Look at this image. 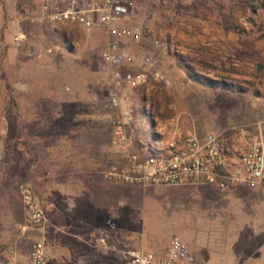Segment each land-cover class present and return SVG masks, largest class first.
<instances>
[{
  "label": "rangeland",
  "instance_id": "obj_1",
  "mask_svg": "<svg viewBox=\"0 0 264 264\" xmlns=\"http://www.w3.org/2000/svg\"><path fill=\"white\" fill-rule=\"evenodd\" d=\"M41 1L0 0V264L12 250L28 251L45 235L29 225L19 194L23 183L43 201L47 246L55 264H123L121 252H104L119 232L111 211L121 197L124 203L146 205L154 196L144 190L152 187H142L138 194L109 189L106 221L96 219L104 216L98 206L85 207L90 197L80 198L77 212L67 207L69 176H90L99 166L106 172L125 166L111 142L119 113L110 105L112 87L100 72L106 36L32 23L29 17L38 13ZM132 17L144 35L127 48L137 58L156 57L172 83L125 88L130 107L146 95L155 96L161 119H171L183 133L226 134L241 148L264 143V0H147ZM155 40L162 47H154ZM141 125L144 136H150L145 131L149 125ZM9 126L16 128L15 138L9 137ZM131 135L136 152L138 131ZM51 176L64 178L62 192L53 194L51 180L41 179ZM162 187L166 191L155 197L171 205L146 210L135 225L139 237L156 247L180 236L201 242L212 263L230 262L233 236L226 233L237 230L216 228L212 219L181 205L194 196ZM59 226L66 228L56 230ZM68 231L82 236L68 237Z\"/></svg>",
  "mask_w": 264,
  "mask_h": 264
},
{
  "label": "built area",
  "instance_id": "obj_2",
  "mask_svg": "<svg viewBox=\"0 0 264 264\" xmlns=\"http://www.w3.org/2000/svg\"><path fill=\"white\" fill-rule=\"evenodd\" d=\"M162 4L168 0H152ZM39 11L29 17L32 23H47L53 27H76L84 33L101 31L106 44L100 55V72L112 87L110 105L119 117L113 123L112 146L125 161L122 168L106 172L109 179L128 185L156 186H213L222 191L255 190L264 184V143L255 141L244 147L233 145L226 134L208 133L176 135L165 143L147 144L140 141V149L133 151L136 139L131 135L137 114L154 121L147 106L137 111L125 98V88L139 90L150 85V76L164 85L170 78L161 71L153 55L137 58L129 51L130 44L139 43L144 31L132 23V16L147 0H42ZM154 47L162 44L155 40ZM132 68L134 69H128ZM136 69V70H135ZM19 194L31 228L44 238L34 242L27 259L22 260L13 250L3 264H54L47 246L48 217L42 201L26 183L19 186ZM123 264H195L189 245L180 236L171 239L167 255L160 258L154 252L128 249Z\"/></svg>",
  "mask_w": 264,
  "mask_h": 264
},
{
  "label": "crops",
  "instance_id": "obj_3",
  "mask_svg": "<svg viewBox=\"0 0 264 264\" xmlns=\"http://www.w3.org/2000/svg\"><path fill=\"white\" fill-rule=\"evenodd\" d=\"M154 82L157 81L150 76V84ZM155 99V96L150 97L146 95V97L141 99L138 106L137 104H132V108L136 109L135 111L137 112L140 105L147 106L154 118V121L150 122V120L145 118L143 115H137V122L134 124L133 130L138 131V138L140 141H145L147 144L161 145L172 139L177 133H179V135L197 134L203 137V135L197 133L195 130H187L183 133V130H180L178 125L169 118H167V121L162 120L163 111L158 110L159 108H157ZM157 100L158 99H156V101ZM142 122L149 125V130H145L147 133L148 131L150 133V136L148 137L144 136V125L142 127ZM60 177L61 176H51L48 178L41 177V179L47 183L51 180L53 194H55L56 192H62V190L66 187L64 178L61 179ZM67 187L69 188L67 206L69 212H77V208L81 204L80 198L82 196L84 198L90 197V200L83 204L85 207L86 205H90L91 208L98 206V213L100 212V214H104V216L96 219L101 221H106L108 217L107 200L109 189H115L121 194L124 189H126L127 192L135 194L140 193L142 190V186H128L125 185L124 182L109 179L106 175V169L102 166H99L96 169L92 168L90 176H73V178L69 176ZM40 188L43 191V195H45L44 191L46 190L44 189L43 183ZM174 188H176L180 193H186L191 197L194 196V199L187 200L185 203L181 202V205L194 208V210L198 211L202 217L206 216L208 219H212L213 225H215L216 228L225 226V228L231 227L237 230L236 232L228 231L226 233L233 236L228 241V243L233 245V252H230L232 260L225 264H264V217H262L264 216V184L256 190L242 188L234 191H222L213 186H181ZM144 191L149 193L151 196H154L148 198L146 205H139L138 203H134L132 200L124 203L121 197L119 202H117L118 205H116L111 211V215L113 216V218L111 217V220H115L114 223L116 224L118 229L117 231L119 232L115 233V240L112 245L104 248L105 253L108 252V249H111L112 251L118 253L119 256L121 254L123 256V253L128 249H141L154 252L160 258L166 257L171 239L162 246L155 247L152 244L147 245L143 235L142 237H139L140 231L139 228H135V225L138 226L139 219L141 216L144 217V212H147L146 210H151L152 208L156 209L158 208V205L161 204L171 205V202L166 199L160 200L155 197L156 195L166 191V188L162 186L152 187ZM96 198L99 200L96 201ZM187 210L192 209L184 208L181 211ZM210 212L213 214L211 217L208 215ZM253 212H260V214L255 217L252 214ZM226 221H229V223H225ZM65 228L66 227L59 226L56 230H65ZM78 228L79 227L77 226L75 229ZM61 232L63 233V231ZM67 235L71 238H78L79 236H82L72 231H68ZM88 235L91 236V234ZM184 241L186 240L184 239ZM186 243L192 251L195 258V264H219L209 261L210 258L204 254L201 242L200 244L198 242L194 243L187 239ZM16 251L18 252L20 258L25 260L29 255L30 249L28 251L23 250L22 252L20 248H17Z\"/></svg>",
  "mask_w": 264,
  "mask_h": 264
},
{
  "label": "trees",
  "instance_id": "obj_4",
  "mask_svg": "<svg viewBox=\"0 0 264 264\" xmlns=\"http://www.w3.org/2000/svg\"><path fill=\"white\" fill-rule=\"evenodd\" d=\"M9 129H10V131H9V137L12 139V138H15V136H16V128L15 127H10L9 126Z\"/></svg>",
  "mask_w": 264,
  "mask_h": 264
}]
</instances>
